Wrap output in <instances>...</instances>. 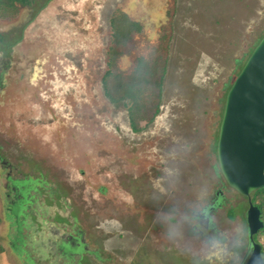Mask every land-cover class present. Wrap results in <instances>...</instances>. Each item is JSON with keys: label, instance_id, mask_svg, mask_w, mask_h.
Listing matches in <instances>:
<instances>
[{"label": "rangeland", "instance_id": "rangeland-1", "mask_svg": "<svg viewBox=\"0 0 264 264\" xmlns=\"http://www.w3.org/2000/svg\"><path fill=\"white\" fill-rule=\"evenodd\" d=\"M118 14L137 29L114 45ZM263 33L264 0L0 5V264H238L246 208L213 145L227 86ZM154 58L159 111L132 132L103 86ZM215 190L208 231L193 214Z\"/></svg>", "mask_w": 264, "mask_h": 264}, {"label": "water", "instance_id": "water-1", "mask_svg": "<svg viewBox=\"0 0 264 264\" xmlns=\"http://www.w3.org/2000/svg\"><path fill=\"white\" fill-rule=\"evenodd\" d=\"M215 160L227 187L247 198L244 220L250 244L244 264H264L253 235L260 229L249 195L264 184V34L225 93Z\"/></svg>", "mask_w": 264, "mask_h": 264}, {"label": "trees", "instance_id": "trees-1", "mask_svg": "<svg viewBox=\"0 0 264 264\" xmlns=\"http://www.w3.org/2000/svg\"><path fill=\"white\" fill-rule=\"evenodd\" d=\"M31 2L32 0H0V5L12 6L18 4L20 6H29ZM124 18L123 14H118L110 19L109 24L112 30V41L114 45L123 43L127 38L128 31L137 29V25L134 22L126 23ZM123 24L125 28H123ZM261 36L257 39L253 47ZM253 47L249 50V53ZM243 63L244 62L241 63L239 70ZM164 74L165 64L160 58H154L151 62L138 59L134 62V66L127 75L130 81L129 84H123L116 77H112L109 83L103 86V94L111 103H123L125 105L128 124L132 132H139L141 130L139 126L140 122H144V124L147 125L151 123L158 114ZM230 84H228L227 90ZM214 151L215 143L213 145V152ZM242 198L244 199L243 203L246 208L247 198ZM249 200L259 213L258 219L261 223V227L253 235L252 240L259 245L260 257L264 262V184L261 188L249 195ZM226 213L227 217L232 219L235 215L234 207H228ZM2 252L3 248L0 246V253Z\"/></svg>", "mask_w": 264, "mask_h": 264}, {"label": "flooded vegetation", "instance_id": "flooded-vegetation-1", "mask_svg": "<svg viewBox=\"0 0 264 264\" xmlns=\"http://www.w3.org/2000/svg\"><path fill=\"white\" fill-rule=\"evenodd\" d=\"M217 131H218V128H217ZM216 137H217V134H216ZM215 143H216V140H215ZM210 199L211 200H209L207 204L204 205V207H201V209L198 212L193 214L194 219L197 221V225L208 231L213 230V225L210 222V217L213 214L214 207L218 206L219 203H221L223 200L221 192L219 190H215V192L213 193V196ZM248 254L249 252L247 250L244 253H242L241 259L238 261V264H244Z\"/></svg>", "mask_w": 264, "mask_h": 264}]
</instances>
